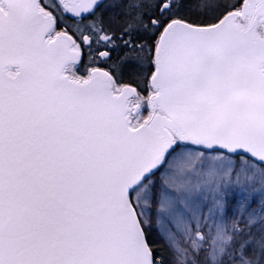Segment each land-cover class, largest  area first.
Listing matches in <instances>:
<instances>
[{"label": "snow or ice", "instance_id": "snow-or-ice-1", "mask_svg": "<svg viewBox=\"0 0 264 264\" xmlns=\"http://www.w3.org/2000/svg\"><path fill=\"white\" fill-rule=\"evenodd\" d=\"M0 264H264V0H0Z\"/></svg>", "mask_w": 264, "mask_h": 264}]
</instances>
